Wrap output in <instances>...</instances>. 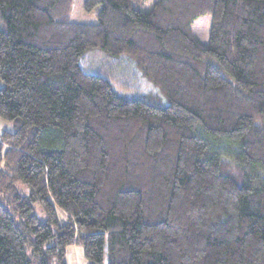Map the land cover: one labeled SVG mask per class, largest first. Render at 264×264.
I'll use <instances>...</instances> for the list:
<instances>
[{
    "label": "trees",
    "instance_id": "trees-1",
    "mask_svg": "<svg viewBox=\"0 0 264 264\" xmlns=\"http://www.w3.org/2000/svg\"><path fill=\"white\" fill-rule=\"evenodd\" d=\"M73 2L0 0V264H264V0ZM93 50L157 93L114 91Z\"/></svg>",
    "mask_w": 264,
    "mask_h": 264
},
{
    "label": "rangeland",
    "instance_id": "rangeland-1",
    "mask_svg": "<svg viewBox=\"0 0 264 264\" xmlns=\"http://www.w3.org/2000/svg\"><path fill=\"white\" fill-rule=\"evenodd\" d=\"M86 0H74L71 11L72 19L77 23L92 24L96 21V12L98 9L87 12L85 9ZM156 0H147L146 9L150 8ZM212 20L209 15L198 18L193 26L192 31L197 35L201 43H208L210 37ZM81 67L91 75L101 76L103 79L110 81L114 91L120 93L127 98H139L146 94L157 93V90L146 79L142 77L140 71L135 67L133 61L129 57L110 58L99 50H93L84 55ZM4 87L0 81V88ZM14 131L13 126L4 121H0V133ZM18 193L28 195L29 190L22 182L16 184ZM37 219L46 221V214L41 205L36 204ZM58 218L60 224L67 221L66 215L59 210ZM65 263L67 264H89L84 257V251L81 245L68 247Z\"/></svg>",
    "mask_w": 264,
    "mask_h": 264
}]
</instances>
